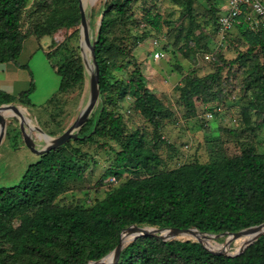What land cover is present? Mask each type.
I'll return each mask as SVG.
<instances>
[{"label":"trees","instance_id":"16d2710c","mask_svg":"<svg viewBox=\"0 0 264 264\" xmlns=\"http://www.w3.org/2000/svg\"><path fill=\"white\" fill-rule=\"evenodd\" d=\"M130 1L114 0L103 9L111 13L116 8L124 14ZM24 2L0 0V63H18L22 53L26 35L20 30L19 16ZM146 18L156 27L160 17L148 12ZM80 21L81 16H71L70 22L65 24L74 25ZM105 25L103 18L100 32L93 40L100 65L101 93L108 89L112 66L102 55ZM235 27L248 49L229 63L235 65L243 55L258 47L262 61L253 64L252 74L253 85L256 82L255 94L262 97L264 30L251 29L246 23ZM231 31L227 34L228 39ZM41 34L50 35L49 31ZM190 45L193 47L195 43L190 41ZM62 47L64 45L57 47L55 52ZM46 54L49 58L56 56ZM216 65V69L205 76L186 77L180 95L187 106L193 107V97L202 95L208 100L207 110L223 106L224 95L218 79L224 66ZM24 67L31 75L30 88L17 96L5 94L1 102L19 99L29 104L35 83L30 68ZM53 68L61 76L58 93L76 87L86 74L80 57L72 59L65 67ZM121 68L114 65L116 71ZM211 90L218 94V100L213 101L216 97L210 95ZM128 95L134 98L146 117L157 114L161 108L160 101L136 69L129 79ZM257 100L262 106L263 102ZM90 124V132L71 140L96 142L95 137L108 135L116 140L121 148L115 151V159L106 175H113L114 180L125 179L91 206L84 207L72 201L57 206L55 201L69 190L70 180L81 177L84 167L89 165L82 164L79 156L87 158L89 153L79 148L66 152L69 140L60 148L41 155L29 165L17 185L0 186V264H88L115 249L121 232L133 224L159 228L195 227L200 232L220 234L264 222V153H258L252 146L245 147L239 155L219 161L189 162L170 169H157L162 163L161 158L144 145L139 131L125 133L123 119L113 109L100 106L81 130ZM154 124L156 128L160 127L159 120ZM17 218L20 222L15 229L5 225ZM115 264H264V234L235 256L210 251L192 239L163 240L157 235H142L125 245Z\"/></svg>","mask_w":264,"mask_h":264},{"label":"rangeland","instance_id":"374dc122","mask_svg":"<svg viewBox=\"0 0 264 264\" xmlns=\"http://www.w3.org/2000/svg\"><path fill=\"white\" fill-rule=\"evenodd\" d=\"M111 1L114 0H83L92 40H96L103 18L106 20L102 55L112 65L108 89L100 92L92 118L100 106L121 115L125 133L139 131L144 145L161 158L157 169L223 160L241 154L247 146L264 153V94L262 97L255 94L256 82L253 85L252 74L253 64L262 61V56L257 47L235 65L229 63L240 52L246 53L248 45L236 27L229 39L226 36L228 41L219 45L216 22L226 11L228 0H131L124 14L116 8L111 13L104 11V6ZM148 12L160 17L156 27L147 21ZM71 16H80L79 0H25L20 9L19 26L26 40L19 62L32 71L35 89L29 104L19 99L11 103L31 118V124L41 127L51 137L71 126L90 93V76L82 51L81 21L65 24L70 22ZM42 31H49L50 35L41 34ZM190 41L195 43L193 47ZM60 45L64 48L55 52ZM214 47L216 51L213 52ZM160 49L164 50V57L156 60L154 53ZM46 52L56 56L49 58ZM86 53L92 63L87 48ZM211 53L213 57L206 59ZM79 57L86 71L84 80L67 92L58 93L61 76L53 66L65 67ZM216 64L224 66L218 79L224 95L223 106L207 120L204 114L208 100H204L203 95L193 97L194 106L189 107L181 98L180 88L185 85L187 76H205L216 69ZM114 65L122 66L121 70L116 71ZM135 69L161 103L157 114L151 117H146L134 98L128 95L129 79ZM260 81L264 82V76ZM210 95L216 97L213 101L218 100V94H213L212 90ZM3 96L5 93L0 94V100ZM256 98L263 102L262 106L257 104ZM155 120L160 121V127H155ZM91 128L92 124L80 129L79 134L88 133ZM32 134L36 146L44 147L45 137L36 130ZM95 138L96 142L86 143L71 140L66 146L65 151L69 153L75 148L89 153L87 158L79 156L82 164L89 165L84 167L81 177L70 180L69 190L55 201V205L63 206L72 201L84 207L91 206L125 179L114 180L113 175H106L121 145L109 135ZM39 157L25 145L19 118L8 115L6 135L0 145V186L17 185L29 165ZM19 222L17 218L5 225L15 229ZM241 237L229 244L226 236L213 237V244L218 247L211 249L234 253ZM177 238L188 239L180 235ZM4 246L9 247L8 244Z\"/></svg>","mask_w":264,"mask_h":264},{"label":"water","instance_id":"95a60500","mask_svg":"<svg viewBox=\"0 0 264 264\" xmlns=\"http://www.w3.org/2000/svg\"><path fill=\"white\" fill-rule=\"evenodd\" d=\"M79 9H80V16H81V37H82V51H83V58L86 67L89 71L90 76V93L88 101L85 107L80 111L76 120L68 127L62 134L51 137L47 135L43 129L37 125L31 124V118H29L25 112L16 104L14 103H7L0 105V145L2 144L6 131H7V123H8V115H14L19 118V125L20 130L23 136V140L25 145L35 154L41 156L44 155L54 149H58L67 143L69 140L77 138L79 136V130L86 124V122L90 119L92 113L94 112L99 97H100V65L96 57L95 52V42L92 40L91 37V24L86 15L85 7L83 0H79ZM86 48L90 51L91 54V61L87 58ZM36 130L40 132L46 139V144L42 148H38L36 146L35 138L32 134V131ZM128 232L132 234L131 240L128 242L130 243L135 238L142 236V235H157L161 237L163 240H169L176 238L177 236H185L188 239H192L190 235H196L194 238L196 241L203 244L207 247L210 251L216 253H224L227 255L235 256L240 254L245 250V248L253 243L260 235L264 234V222L250 226L248 228L241 229L237 232H224L220 234L214 233H204L200 232L197 228H159V227H152V226H139V225H130L129 227L125 228L121 232V236L119 239V243L110 253L105 255L99 260L90 261L88 264H115L119 261L121 252L124 249L125 245L128 243H123L122 235L123 233ZM249 232H257L256 236L248 242L246 245L242 246L239 250L234 253H228L226 251H215L209 248L203 241L202 236L205 238H213L219 236H226V243H231L234 239L241 237L242 235L249 233Z\"/></svg>","mask_w":264,"mask_h":264},{"label":"built area","instance_id":"2783aa9c","mask_svg":"<svg viewBox=\"0 0 264 264\" xmlns=\"http://www.w3.org/2000/svg\"><path fill=\"white\" fill-rule=\"evenodd\" d=\"M242 23H246L251 29L264 30V0H228L227 9L218 20L219 45L224 44L229 31L237 24ZM155 43L157 44L156 40ZM162 57H164V53L161 49L154 53L156 60ZM211 57H213L212 53L206 55V59ZM221 110L222 106H217L213 110L208 109L204 117L208 120Z\"/></svg>","mask_w":264,"mask_h":264},{"label":"crops","instance_id":"0c3cea01","mask_svg":"<svg viewBox=\"0 0 264 264\" xmlns=\"http://www.w3.org/2000/svg\"><path fill=\"white\" fill-rule=\"evenodd\" d=\"M37 44L40 47L39 42H37ZM23 51H24V46L22 53ZM17 61L18 63H15L13 61L0 63V94L5 93L11 96H17L22 91H25L30 88L31 86L30 72L26 67H24L25 64L19 62V58ZM7 103H11V102L0 101V105Z\"/></svg>","mask_w":264,"mask_h":264},{"label":"bare ground","instance_id":"6f19581e","mask_svg":"<svg viewBox=\"0 0 264 264\" xmlns=\"http://www.w3.org/2000/svg\"><path fill=\"white\" fill-rule=\"evenodd\" d=\"M90 3V2H89ZM93 6V5H92ZM87 8V7H86ZM257 232H249L246 233L244 235H242L241 239H240V246L237 248V250H239L242 246L246 245L248 242H250L255 236H256ZM191 237L195 238L196 235H190ZM132 234L125 232L122 235V241L123 243H128L131 240ZM202 239L204 241V243L209 247H213L216 248L218 247L217 245L213 244L214 238H205L202 236ZM209 247V248H210ZM220 247V246H219ZM224 249H228V247H225Z\"/></svg>","mask_w":264,"mask_h":264}]
</instances>
